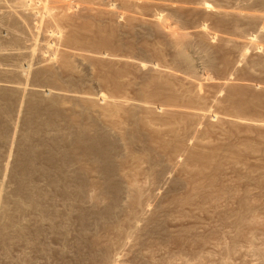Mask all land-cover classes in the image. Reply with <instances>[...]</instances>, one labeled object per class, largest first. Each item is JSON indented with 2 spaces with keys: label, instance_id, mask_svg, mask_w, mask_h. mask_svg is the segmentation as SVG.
Here are the masks:
<instances>
[{
  "label": "rangeland",
  "instance_id": "obj_1",
  "mask_svg": "<svg viewBox=\"0 0 264 264\" xmlns=\"http://www.w3.org/2000/svg\"><path fill=\"white\" fill-rule=\"evenodd\" d=\"M24 1L25 13H31L26 19L17 0H0V81L59 87L81 98L48 108L45 115L61 109L56 125L31 130L25 125L30 118L26 102L11 96L14 111L7 117L14 125H0L1 132L6 130L0 136L3 192L16 194L10 167L17 151L34 138L39 167L34 176L47 191L60 189L50 183L59 175V155L71 149L64 138L68 125H88L93 118L113 130L119 146L110 193L104 192V176L88 162L81 203L53 192L47 216L38 220L33 214L37 218L32 216V227L21 239L0 217V264H264V37L256 35V20L224 15L232 9L263 12V4L206 0L212 9L201 11V0ZM6 14L21 24L13 28ZM251 34L259 41L260 55L250 53L242 60L235 41ZM180 45L191 56V68L179 59ZM203 50L212 63L206 64ZM26 51L34 58L17 54ZM51 58L58 76L54 81L18 73L31 61L46 67ZM255 58L262 64H253ZM70 61L72 68L66 65ZM36 127L41 131L35 133ZM241 197L248 205L242 206ZM114 202L116 210L109 209ZM76 203L87 211L85 221L78 218ZM247 206L256 212L248 214L252 228L237 223ZM14 211L9 213L14 216Z\"/></svg>",
  "mask_w": 264,
  "mask_h": 264
},
{
  "label": "bare ground",
  "instance_id": "obj_2",
  "mask_svg": "<svg viewBox=\"0 0 264 264\" xmlns=\"http://www.w3.org/2000/svg\"><path fill=\"white\" fill-rule=\"evenodd\" d=\"M202 2H200L201 4V11H202V9H204V11H206V10H211L212 9V7H211V4L210 3H208L206 0H201ZM253 1V0H252ZM255 1V0H254ZM257 1V0H256ZM260 2L263 4V6H264V0H259V3H258V1L256 2L257 4H259L260 5ZM17 3L19 4V6H22V13L20 14V15H24L23 16V18H28L30 15H31V13L29 14V13H25V11H24V8L26 7V2L24 1V0H17ZM253 3H255V2H253ZM253 6V5H252ZM18 7V6H17ZM235 7H238V6H235ZM229 8V7H228ZM241 8H243V7H241ZM240 8V9H241ZM247 8V7H246ZM253 8V7H252ZM263 8V7H262ZM237 9H239V8H237ZM256 9H257V7H256ZM214 10H216V9H214ZM221 10V9H220ZM220 10H218L219 12H220ZM251 10V9H250ZM203 11V12H204ZM217 11V10H216ZM260 11V10H259ZM15 12V11H14ZM212 12V11H211ZM224 12H225V14L224 15H226V14H228V16L229 15H231V17H235V20H236V18H237V20L236 21H240L238 18H241V19H247V20H256L257 22V24H259V25H261V26H259L258 25V28H256L255 30H256V35L259 37V40H260V38H261V40H262V38L264 37V11L263 12H254L253 10H252V12L251 11H246V9L243 11L242 9L241 10H224ZM1 13V12H0ZM4 13H6V12H4ZM4 13H2L3 15H1V17L2 16H4ZM9 13V12H8ZM12 13V12H11ZM18 14V13H17ZM16 14V15H17ZM217 14H218V12H217ZM222 14V15H223ZM9 14H6L5 15V17L7 16L8 17V19L11 21V25L13 26V28L14 27H16V25H18V24H21L20 22H21V20H20V18H18V19H15L14 18V20L12 21V19H10V17L8 16ZM11 16V15H10ZM33 16V15H32ZM227 16V15H226ZM12 17V16H11ZM14 17V16H13ZM18 17H22V16H19L18 15ZM230 17V18H231ZM4 18V17H3ZM3 18H0V19H3ZM7 19V20H8ZM7 20H5V22H7ZM8 20V21H9ZM2 21V20H1ZM4 21V20H3ZM245 21V20H244ZM247 22V21H246ZM252 22V21H251ZM251 22H247V24H251V25H253V23H251ZM7 23H9L10 24V22H7ZM157 23V22H156ZM158 24V23H157ZM160 24V23H159ZM10 25V26H11ZM256 24L254 23V26H255ZM19 26V25H18ZM253 26V27H254ZM254 30V31H255ZM13 33V32H12ZM11 33V34H12ZM12 36H13V34H12ZM20 37V36H19ZM257 38L255 37V34H251V36H249V37H246V38H244V39H242V40H238V39H236V41L235 42H237L238 44H239V49H238V53H239V57L243 60V59H248L249 57H251L252 55H260V53L258 54V51H259V41H257L256 40ZM17 40H19V38H17ZM181 46V45H180ZM183 46H181V49L180 50H178V55H179V59L180 60H182L186 65L185 66H187V67H192V60H191V56H190V54L186 51V49L184 48H182ZM261 47H263L262 45H261ZM263 49H264V47H263ZM27 52V51H26ZM203 52H204V50H203ZM206 52V51H205ZM204 52V53H205ZM208 52V51H207ZM207 52L205 53V54H203V57L205 58V61H206V64H209V62H211V60H210V55L209 56H207ZM250 53L252 54L251 56H250ZM12 54V53H11ZM14 54V53H13ZM17 54H21V55H23L24 54V56L26 57L27 56V58L29 57V58H31V59H33L34 58V53L33 52H30V51H28L27 53H17ZM17 54H16V56H17ZM15 56V57H16ZM208 57H209V59H208ZM256 59H258V58H255V61L254 60H252L251 62L253 63V64H262V62L260 63V61L259 60H256ZM260 60H262V59H260ZM214 62V61H213ZM31 63V65H30V68L29 69H27V70H25V69H23V68H19L18 69V73H19V75H21V76H31L32 75V77H33V79H36V80H43V79H47V80H50V81H54V80H56L57 78H58V76H57V74H55L56 72H54V70H53V58H51L49 61H47L46 63H47V66L45 67V63H43V64H41V66L40 67H43V65H44V67L43 68H40L39 66H37L38 64H36V63H33V61H31L30 62ZM212 63V62H211ZM264 63V62H263ZM40 65V64H39ZM67 67H69V68H72L73 67V63H71V61L70 62H68L67 64ZM213 65V64H212ZM209 66H211V64L209 65ZM226 81V80H225ZM55 83V82H54ZM223 83V82H222ZM221 84V83H220ZM226 84H228V82L226 81V82H224V85L226 86ZM222 86H223V84H221ZM67 90H69V89H67ZM73 91V90H72ZM15 94V96H14V98H17L18 100H23V101H25L26 102V104H27V109L28 110H26L27 111V113H29L28 115L30 116V118L29 117H27L28 118V122L27 123H25V125H27V127L28 128H30L31 130H32V127H33V125H56V121H55V118L57 119V118H59V117H61V114L60 113H62V112H59V111H61V109L59 108V109H57L56 111H54V114L55 115H53V114H51V115H49L50 114V112L48 111V108H49V110H50V107H56V106H58L61 102H65L66 100H64V99H67V100H70V98H72V99H74V98H76L75 100L77 101V99L78 98H81V95H78V94H75V93H70V92H66V90L64 91V89H61V88H40V87H35V86H26V85H21V84H9V83H4V82H1L0 81V111L1 112H4V116H5V118L3 119L2 117H3V115H2V117H1V115H0V125H10V124H13L14 125V122H13V120H11L12 118V116L10 117L11 119H9V117H7V115L9 114V116L10 115H12L11 113H10V109H11V107H13V103H14V100H13V97H11L12 95H14ZM232 94H234V91L232 92ZM231 95V94H230ZM229 95V96H230ZM83 97V96H82ZM230 97H232V96H230ZM105 98V97H104ZM89 99V98H88ZM90 100V99H89ZM92 100H94V99H92ZM72 101V100H71ZM78 101H80V100H78ZM91 101V100H90ZM111 101H113V100H111ZM111 101H109V102H111ZM63 102V103H64ZM87 102V101H86ZM115 102V101H114ZM87 108V107H86ZM85 108V109H86ZM12 110H13V108H12ZM84 110V109H83ZM14 111V110H13ZM13 111H11V112H13ZM49 112V114L48 113H46L47 115H45L44 113L45 112ZM74 112V111H73ZM81 113H83V111H80ZM79 112V113H80ZM85 112V111H84ZM75 113H77V112H75ZM63 114H64V112H63ZM26 116H27V114H26ZM62 116H66V115H62ZM69 116V115H68ZM79 116V115H78ZM84 116H85V114H84ZM6 117H7V120H6ZM64 117H62L63 119H64ZM83 117V116H82ZM61 118V119H62ZM80 118H81V116H80ZM90 118V117H89ZM89 118H87L88 120H89ZM92 118V117H91ZM60 119V118H59ZM59 119H58V121H59ZM67 119V118H66ZM66 119L65 120H63V122L64 121H66ZM68 119H69V117H68ZM79 119V118H78ZM93 119V118H92ZM89 120L88 121V125H83V123L81 122V123H78L77 122V124L78 125H76V126H71L70 127V125H68L69 126V131H67L66 133H65V135H64V138L65 139H67V141H68V145H69V148H71L70 149V151L68 152V151H66V152H68V153H63L62 152V154L60 153L61 151H63V150H60V154L61 155H59L60 157H58V160L60 161H57L58 163H60V164H58V166L56 167V171L57 172H59V175H57L58 176V178L56 177L53 181H51V183H50V185L51 186H53V185H57V187L59 186L60 187V189L61 188H63L62 190H60V189H57L56 191H47V190H45V188H42V187H40L37 183H39V182H36V177L34 176V174H36L35 172H36V170L39 168V167H37L34 163H35V159H37V157L36 156H38L37 155V151H36V139L34 138V143L32 144V145H29V146H26V147H21L20 149H19V151H17V159L15 160V162L13 163V167H10V168H12V172H13V178H12V180H13V182H15L16 184H15V187H17V188H15L16 190H15V192H16V194L14 193V192H11L10 194L12 195V193H14L15 194V197H14V195H13V197L11 196H7V191H4V192H6V194L3 192V189L4 190H6L5 188H1V186H0V217L2 218L3 216H5L6 217V221L5 222H3L4 223V226H6V229L7 230H12L13 232H16L17 234L19 233V235H20V239H21V234L22 233H25V231H26V229L28 228V229H30L29 228V226L31 225L30 223H31V221H33L31 218H32V216H33V214H36V216L38 217V220H40L39 218H41L40 216H43L44 215V213H45V211H49V210H47V207H49V206H47V204H48V202L47 201H49V199L50 200H52V201H54L55 199L53 198L55 195H51V194H54L53 192H55L56 194L57 193H59L60 195H63V197H64V195H65V198L68 196V197H70L71 199L74 197L75 198V200L77 199L78 201L77 202H80L81 200H83V199H80V198H82V195H83V187H86V186H84V185H86V180H88L87 178H86V172H85V167L84 166H86L85 164L86 163H90V165H92V167H93V169H95L96 171H97V173L99 172V174H102L103 176H104V179H105V182L103 183V187H104V192L105 193H110L108 190H110L111 189V187H113L114 186V184L115 183H113L112 181L114 180H112V176H113V171H114V159H115V148H117L119 145H118V143L119 142H117V135L113 132V130L112 129H110V128H107V127H105V126H103V127H101L100 125H97V124H95V122H94V120ZM5 120H6V123H5ZM10 122H12V123H10ZM58 123V122H57ZM61 123V122H60ZM60 123H58L57 125H59ZM65 124H67L66 122H64ZM63 123V124H64ZM76 123V122H75ZM62 124V123H61ZM68 124H72L71 122L70 123H68ZM85 124H87V122L85 123ZM75 125V124H74ZM1 127V126H0ZM37 127H39V128H41L42 126H37ZM35 128V130L37 131V132H35V131H33V135L31 136V137H33L34 136V132L35 133H38V131H41L39 128ZM43 128V127H42ZM51 128V127H50ZM64 128H66L65 127V125H64ZM27 129V128H26ZM29 129V130H30ZM34 129V128H33ZM1 130V129H0ZM2 130H3V127H2ZM28 130V129H27ZM57 130V129H56ZM132 130H134V131H136L135 129H132ZM26 131V130H25ZM134 131H132V132H134ZM5 133H6V130L4 131ZM4 132H1L0 131V136L2 137V135H3V137L4 136H6V135H4ZM32 132V131H31ZM131 132V133H132ZM27 133V132H26ZM28 133H30L29 131H28ZM127 133H128V131H127ZM130 133V132H129ZM31 134V133H30ZM29 134V135H30ZM136 133L134 132V134L132 133V134H130V135H133V136H137V134L135 135ZM63 135V134H62ZM126 135H128V134H126ZM130 135H128L129 136V138H130ZM25 136H27V134H25ZM123 137H125V134H124V136ZM24 138V137H23ZM132 138V137H131ZM130 138V139H131ZM26 139H29L28 138V136L26 137ZM133 139H135V138H132V140ZM127 140H128V138H127ZM127 140H126V142H127ZM25 140L23 139V142H24ZM40 141V140H39ZM129 141V140H128ZM134 141V140H133ZM132 141V142H133ZM42 142V141H41ZM40 142V143H41ZM125 142V141H124ZM131 142V143H132ZM128 143H130V142H128ZM130 143V144H131ZM42 144V143H41ZM54 144V143H53ZM124 144V143H123ZM125 144H127V143H125ZM133 145V144H132ZM22 146V145H21ZM20 147V146H19ZM53 148V147H52ZM55 148V147H54ZM53 148V149H54ZM58 148V147H57ZM57 148H55V150L57 149ZM68 148V149H69ZM52 149V150H53ZM53 150L52 152H58L59 150ZM114 150V151H113ZM51 152V153H52ZM143 152V151H142ZM58 153V154H59ZM144 153V152H143ZM146 153V152H145ZM146 154H144V156H145ZM147 155H149L148 154V152H147ZM52 156V155H51ZM214 156V155H213ZM60 158V159H59ZM215 159V158H214ZM74 161H75V163H84V165L82 166V167H78L79 165L78 164H76V165H78V166H75V164H74ZM56 162V161H55ZM53 163V162H52ZM35 165V166H34ZM55 165V164H54ZM88 166V165H87ZM7 167V166H6ZM9 167V166H8ZM35 167H37V168H35ZM91 168V167H90ZM260 168V167H259ZM7 169V168H6ZM55 170V169H54ZM94 170V171H95ZM39 172V171H38ZM214 173V172H213ZM219 173V172H218ZM40 175H42V174H40ZM264 175V174H263ZM35 178H34V177ZM56 176V175H55ZM216 176V175H215ZM218 176V175H217ZM216 176V177H217ZM90 182V181H89ZM95 182V181H94ZM97 182V181H96ZM95 182V183H96ZM97 183H99V182H97ZM102 183H101V186H100V184H99V186L98 187H102ZM89 184V183H88ZM87 184V185H88ZM94 184V183H93ZM40 187H38V186ZM95 185V184H94ZM97 185V184H96ZM95 185V186H96ZM222 185V184H221ZM93 186V185H92ZM56 187V188H57ZM72 188V187H75V189L73 188V189H69L68 190V188ZM223 187V186H222ZM225 187H227V186H225ZM77 188V189H76ZM117 188V187H116ZM113 189V188H112ZM120 189V188H119ZM60 190V191H59ZM86 190V189H85ZM114 190V189H113ZM116 190V189H115ZM222 190V189H221ZM14 191V190H13ZM216 191V190H215ZM225 191V190H224ZM227 191V190H226ZM111 192H113V191H111ZM214 192V191H213ZM218 192V191H217ZM223 192V191H222ZM81 193H82V195H81ZM119 193H121V192H119ZM200 193V192H199ZM202 193V192H201ZM200 193V194H201ZM206 193V192H205ZM8 194H9V192H8ZM59 194H58V196H59ZM104 194V193H103ZM207 194V193H206ZM205 194V195H206ZM201 195H204V194H201ZM209 196L210 195H213V194H208ZM51 196H52V198H51ZM106 196H108V195H106ZM141 196V195H140ZM211 197V196H210ZM214 198H216V196H213ZM213 197H211V199L213 200ZM8 198H10V199H12V201H10V199H8ZM73 198V199H74ZM114 198V197H113ZM208 198V197H207ZM54 199V200H53ZM80 199V200H79ZM115 199V198H114ZM208 199H210V198H208ZM241 199L242 200H244L245 199V197L243 198V197H241ZM67 200V199H66ZM117 199H115V201H116ZM245 200H247L248 201V199H245ZM243 201L244 203L242 204V206H246V204L248 203L247 201ZM264 201V200H263ZM50 202V201H49ZM66 202V201H65ZM139 202V201H138ZM54 203H56V202H54ZM71 203V202H70ZM74 203V202H73ZM81 203V202H80ZM238 203H240V200H238ZM241 203H242V201H241ZM83 204V203H82ZM112 204V206H109L110 208L109 209H111V207H116L115 205H116V202H114V203H111ZM51 205H53V204H51ZM75 205H77V207L76 206H74V207H76V209H74V210H76L77 211V215H78V218L79 219H81L82 218V220H83V218H86V216H87V211L85 210V209H82V210H80V209H78V206H79V203H76ZM110 205V204H109ZM118 205V204H117ZM143 205V204H142ZM248 205V204H247ZM68 207H71V206H73L72 204H71V206H69V205H67ZM79 207H81V206H79ZM82 207H83V205H82ZM85 207V206H84ZM54 209H56L55 211H57V213L60 211H58V209L57 208H55V207H53ZM65 208V207H64ZM67 208V207H66ZM86 208V207H85ZM249 208V206H247V207H243L242 208V210H241V213H238V215H239V217H237L238 218V222L237 223H242V224H244V225H246L247 227H249V226H251L250 228H252V226L254 225V221H253V219L252 218H250L249 216H248V214H249V212L251 211V210H255V208H252L251 210L250 209H248ZM50 209V208H49ZM73 209V208H72ZM115 210H116V208H114ZM14 211V216L12 215V214H10L9 212H11V211ZM45 210V211H44ZM68 210V209H67ZM69 210H71V209H69ZM80 212H79V211ZM93 210V209H92ZM112 210V209H111ZM111 210H109V211H111ZM54 211V210H53ZM75 211V212H76ZM89 211V210H88ZM94 211H96V210H94ZM93 211V212H94ZM52 212V209H51V211H50V213ZM65 212H68V211H65ZM71 212V211H70ZM69 212V213H70ZM89 212H91V211H89ZM252 212V211H251ZM53 213V212H52ZM57 213L55 212V214L57 215ZM64 213V212H63ZM80 213V214H79ZM252 213H254V212H252ZM256 213V212H255ZM254 213V214H255ZM46 214V213H45ZM54 214V213H53ZM62 214V213H61ZM89 214H91V213H89ZM93 214V213H92ZM107 214V213H106ZM65 216L67 215V213L66 214H64ZM69 215V214H68ZM77 215H76V218H77ZM94 215V214H93ZM35 215L33 216V217H35V218H37ZM45 216H47V214L46 215H44V217ZM53 216V215H52ZM64 216V217H65ZM75 216V215H74ZM89 216V215H88ZM95 216H96V213H95ZM4 217V218H5ZM49 217V216H48ZM47 217V218H48ZM58 217V216H57ZM62 217V216H61ZM69 217V216H68ZM72 217V216H71ZM91 217V216H90ZM89 217V218H90ZM99 217V216H98ZM101 217V216H100ZM0 218V219H1ZM34 218V219H35ZM50 218V217H49ZM63 218V217H62ZM77 218V219H78ZM88 218V217H87ZM102 218V217H101ZM235 218H236V216H235ZM236 218V219H237ZM51 219H53L52 217H51ZM63 219H65V218H63ZM69 219V218H68ZM68 219L66 218L65 220H67L68 221ZM95 219V218H94ZM35 220H37V219H35ZM34 220V221H35ZM41 220H43V219H41ZM45 220V219H44ZM64 220V221H65ZM70 220V219H69ZM76 220V219H75ZM86 219H84L83 221H85ZM92 220V219H91ZM51 221V220H50ZM54 221V220H53ZM81 221V220H80ZM43 222V221H42ZM55 222H57V220L55 221ZM61 222V221H60ZM82 222V221H81ZM87 222H89V221H87ZM91 222V221H90ZM93 222V221H92ZM3 223H2V225H3ZM35 223V222H34ZM53 223V222H52ZM65 223V222H64ZM67 223V222H66ZM65 223V224H66ZM106 223V222H105ZM236 223V224H237ZM37 224H38V221H37ZM56 224V223H55ZM60 224V223H59ZM79 224V223H78ZM82 224V223H81ZM83 224H84V222H83ZM91 224V223H90ZM35 225V224H34ZM51 225V224H50ZM57 225V224H56ZM85 225V224H84ZM3 226V227H4ZM39 226V225H38ZM52 226V225H51ZM51 226H49V227H51ZM59 226V225H58ZM83 226V225H82ZM86 226V225H85ZM91 226V225H90ZM30 227H32V225L30 226ZM37 227V226H36ZM35 227V228H36ZM41 228H42V226H40ZM39 227V228H40ZM62 227H63V225H62ZM61 227V228H62ZM38 228V227H37ZM60 228V227H59ZM91 228V227H90ZM1 229V228H0ZM44 229V228H43ZM56 229V228H55ZM87 229H88V227H87ZM2 230V229H1ZM34 230V229H33ZM83 230V229H82ZM12 231H11V233H12ZM31 231V230H30ZM38 231V230H37ZM54 231V230H53ZM57 231V230H56ZM87 231V230H86ZM3 232V231H2ZM6 232V231H5ZM4 232V233H5ZM8 232V231H7ZM6 232V233H7ZM28 232V231H27ZM88 232V231H87ZM3 233V234H4ZM2 234V233H1ZM36 234V233H35ZM61 234V233H60ZM59 234V235H60ZM64 234V233H63ZM5 235V234H4ZM14 235V233L12 234V236ZM26 235H27V233H26ZM22 236V237H27V236ZM249 235V234H248ZM3 236V235H2ZM7 236V235H6ZM32 236V235H31ZM65 236V235H64ZM4 237V239L6 238L5 236H3ZM2 237V238H3ZM14 237H15V235H14ZM16 237H17V235H16ZM19 238V237H18ZM28 238V237H27ZM26 238V239H27ZM66 238V237H65ZM8 239V238H7ZM10 239V238H9ZM11 239H13V238H11ZM23 239V238H22ZM26 239H23V240H26ZM13 240H15V239H13ZM39 240V239H38ZM66 240V239H65ZM1 241V240H0ZM10 241V240H9ZM12 241V240H11ZM21 241V240H20ZM19 241V242H20ZM6 242V241H5ZM16 242V241H15ZM2 243H3V240H2ZM5 244V243H4ZM3 244V245H4ZM13 244V243H12ZM26 244H28V243H26ZM1 245V244H0ZM2 245V246H3ZM6 245V244H5ZM8 246V245H7ZM14 246V245H13ZM15 246H16V244H15ZM44 246V245H43ZM63 246V245H62ZM10 247V246H9ZM27 247V246H26ZM65 247V246H64ZM4 248H5V246H4ZM7 249H8V247H7ZM10 249V248H9ZM65 250V249H64ZM10 252V251H9ZM230 251H228V253H229ZM263 252V254L262 255H264V251H262ZM7 254H8V252H7ZM64 254H62V256H63ZM22 260V259H21ZM2 263V262H1ZM21 264V263H20Z\"/></svg>",
  "mask_w": 264,
  "mask_h": 264
}]
</instances>
